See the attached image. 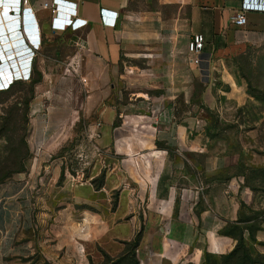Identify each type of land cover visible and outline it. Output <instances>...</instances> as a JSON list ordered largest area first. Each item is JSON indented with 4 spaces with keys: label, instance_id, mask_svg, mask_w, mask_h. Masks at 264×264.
<instances>
[{
    "label": "crops",
    "instance_id": "0c3cea01",
    "mask_svg": "<svg viewBox=\"0 0 264 264\" xmlns=\"http://www.w3.org/2000/svg\"><path fill=\"white\" fill-rule=\"evenodd\" d=\"M54 1L0 0L14 32L0 71L39 80V165L0 189V264H229L242 249L264 259V202L245 219L252 192L233 151L195 124L200 104L222 119L237 109L236 62L264 53V13L239 27L243 0H58L55 19ZM196 34L201 65L188 61Z\"/></svg>",
    "mask_w": 264,
    "mask_h": 264
},
{
    "label": "rangeland",
    "instance_id": "374dc122",
    "mask_svg": "<svg viewBox=\"0 0 264 264\" xmlns=\"http://www.w3.org/2000/svg\"><path fill=\"white\" fill-rule=\"evenodd\" d=\"M236 65L235 76L243 82L238 87L244 91L231 93L228 104L237 109L231 108L222 119L216 109L200 104L196 114L206 121L196 118L195 124L206 136L225 140L233 151L237 172L252 192L249 205L244 204L250 209L245 219H257L260 212L252 208L264 202V53L248 51ZM3 73L0 71V189L7 184L21 186L30 169L39 165L29 141V104L39 80L31 75L8 83ZM234 262L229 264H264V259L249 258L242 249Z\"/></svg>",
    "mask_w": 264,
    "mask_h": 264
},
{
    "label": "built area",
    "instance_id": "2783aa9c",
    "mask_svg": "<svg viewBox=\"0 0 264 264\" xmlns=\"http://www.w3.org/2000/svg\"><path fill=\"white\" fill-rule=\"evenodd\" d=\"M72 6L73 7H71V9L69 10V14H68L67 18H69L71 16L73 17L74 5H72ZM44 7L51 10L55 19H60L59 18V15L61 14L60 9L63 8L64 5L62 4V2L55 0L52 3H45ZM13 12H16V10H14ZM249 12H262V13H264V0H243L240 12L235 19L236 26L243 27V26L247 25V22H248L247 14ZM116 15H117V13H113L114 17ZM116 19H117V17L114 18V20H116ZM67 20L70 21L69 19H67ZM204 48H205V37L201 34L194 35L188 44V61L190 64H194V65H201L202 64ZM32 60H33V58H32ZM31 75L32 74H31V70H30V72L25 76V79H30ZM82 81L84 83L86 82L85 79H83ZM8 87H10V86H8Z\"/></svg>",
    "mask_w": 264,
    "mask_h": 264
},
{
    "label": "water",
    "instance_id": "95a60500",
    "mask_svg": "<svg viewBox=\"0 0 264 264\" xmlns=\"http://www.w3.org/2000/svg\"><path fill=\"white\" fill-rule=\"evenodd\" d=\"M9 19L7 17H1L0 15V68L8 70L9 62L6 60L3 49L5 48V42L9 40L8 31H10V36L14 35V32H11V23L10 25L7 23ZM9 28V29H8ZM16 45V44H15ZM13 63V62H12Z\"/></svg>",
    "mask_w": 264,
    "mask_h": 264
},
{
    "label": "bare ground",
    "instance_id": "6f19581e",
    "mask_svg": "<svg viewBox=\"0 0 264 264\" xmlns=\"http://www.w3.org/2000/svg\"><path fill=\"white\" fill-rule=\"evenodd\" d=\"M20 59V58H19ZM23 65V64H22ZM17 76V75H16ZM26 74H23V76H20L19 78L25 79Z\"/></svg>",
    "mask_w": 264,
    "mask_h": 264
}]
</instances>
